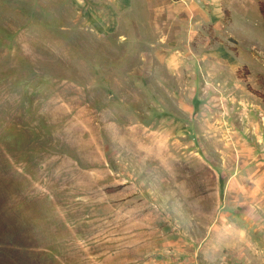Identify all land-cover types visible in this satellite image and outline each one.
<instances>
[{"label":"rangeland","instance_id":"rangeland-1","mask_svg":"<svg viewBox=\"0 0 264 264\" xmlns=\"http://www.w3.org/2000/svg\"><path fill=\"white\" fill-rule=\"evenodd\" d=\"M148 3L0 0V264H264V17Z\"/></svg>","mask_w":264,"mask_h":264},{"label":"crops","instance_id":"crops-1","mask_svg":"<svg viewBox=\"0 0 264 264\" xmlns=\"http://www.w3.org/2000/svg\"><path fill=\"white\" fill-rule=\"evenodd\" d=\"M235 1L239 4L231 6V0H150L151 3H148V5H152L151 8H149L146 22L150 23L151 29L154 30L156 34H164L160 39H164L167 43L173 38L189 39V37L187 38L186 36L185 38H179L177 36L179 24L185 27L186 31H188L189 25L191 24L193 32L191 33L190 39H194L196 33H198L200 29H203L204 25L213 18V11H211L208 6L209 2H215L217 4V14L221 16L219 21L222 23H225L224 11L226 8L235 11L236 16L243 20L250 18L251 14H257L260 18L264 17V0ZM162 50L163 52H160L163 53L165 58L169 56L170 51L177 53L175 54L177 57L188 51L187 47H184V49H170L165 47V49Z\"/></svg>","mask_w":264,"mask_h":264}]
</instances>
